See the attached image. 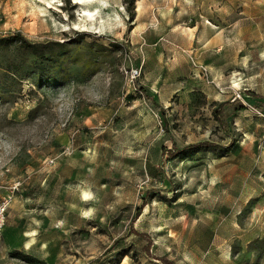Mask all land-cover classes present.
<instances>
[{"label":"rangeland","instance_id":"374dc122","mask_svg":"<svg viewBox=\"0 0 264 264\" xmlns=\"http://www.w3.org/2000/svg\"><path fill=\"white\" fill-rule=\"evenodd\" d=\"M13 35L0 264H264V0H0Z\"/></svg>","mask_w":264,"mask_h":264},{"label":"trees","instance_id":"16d2710c","mask_svg":"<svg viewBox=\"0 0 264 264\" xmlns=\"http://www.w3.org/2000/svg\"><path fill=\"white\" fill-rule=\"evenodd\" d=\"M16 36H9V37H6V38H1L0 41L2 42H5V43H9L11 41H13L15 39ZM26 45L30 48H33L35 47L34 44L32 43H26ZM234 105V102H230V101H224V102H221L217 105L216 108H214L213 110V115H214V118L215 120H217V122L219 123V125H221L222 127L224 128H227V116H226V113H225V108L226 107H230ZM208 144L206 143H201V144H196V145H191V146H187L183 149H177L176 148L172 151V154L174 153H180L181 151H190V150H193L195 148H200V147H206ZM143 235L144 237H146V239L148 240L147 244L150 243L149 242V239H148V236H146L145 234H141ZM148 246H146V250L148 249L147 248ZM148 252V250H147ZM149 253V252H148ZM151 256V254H149ZM162 264H172L171 262H169L166 258L164 257H159L157 258Z\"/></svg>","mask_w":264,"mask_h":264},{"label":"built area","instance_id":"2783aa9c","mask_svg":"<svg viewBox=\"0 0 264 264\" xmlns=\"http://www.w3.org/2000/svg\"><path fill=\"white\" fill-rule=\"evenodd\" d=\"M129 76L131 79H135L138 76L137 70H130ZM238 97H239V94H235V98H238ZM4 206H5L4 204H2L0 206V215H2V211L4 210ZM2 223H3V220H2V218H0V228L2 226Z\"/></svg>","mask_w":264,"mask_h":264},{"label":"bare ground","instance_id":"6f19581e","mask_svg":"<svg viewBox=\"0 0 264 264\" xmlns=\"http://www.w3.org/2000/svg\"><path fill=\"white\" fill-rule=\"evenodd\" d=\"M83 194H84V196H86V193L85 192Z\"/></svg>","mask_w":264,"mask_h":264}]
</instances>
